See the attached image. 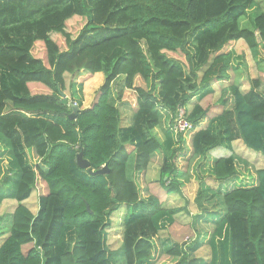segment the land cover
Listing matches in <instances>:
<instances>
[{"label":"trees","instance_id":"trees-1","mask_svg":"<svg viewBox=\"0 0 264 264\" xmlns=\"http://www.w3.org/2000/svg\"><path fill=\"white\" fill-rule=\"evenodd\" d=\"M254 8L255 0H0V204L16 202L0 264H264V168L252 182L199 195L194 221L212 199L221 214L184 246L160 234L182 209L164 208L136 181L158 159L160 186L180 193L183 144L198 164L225 149L211 161L216 181L239 178L234 141L264 158V80L246 90L230 84L231 108L212 118L200 103L235 70L238 41L255 57L264 48V12L250 18L252 29L239 25ZM97 74L98 96L84 107L77 87ZM39 86L46 92H31ZM72 105L79 112L70 120ZM179 108L192 128L173 135ZM160 109L176 139L167 148L152 134ZM79 153L91 171L107 173L79 168ZM33 190L35 214L25 205ZM122 207L121 243L110 251L111 214ZM203 247L204 259L196 256Z\"/></svg>","mask_w":264,"mask_h":264},{"label":"rangeland","instance_id":"rangeland-1","mask_svg":"<svg viewBox=\"0 0 264 264\" xmlns=\"http://www.w3.org/2000/svg\"><path fill=\"white\" fill-rule=\"evenodd\" d=\"M260 5V6H259ZM255 6L258 9H252L248 14L241 18L239 25L241 28L252 29V21L250 18L259 13L264 12V0H255ZM78 31H75V33ZM39 53L41 50L36 49ZM234 56L237 57V60L240 63L234 62L235 70L230 71L229 79L225 81L221 86H216L213 83L214 94L207 96L203 101H201V106L205 108L208 112L207 118H212L217 114H220L223 108H231L232 99L231 93L229 90L230 84L239 85L242 90H246L251 79L261 78L264 80V48H260V53L255 57L243 41H238L234 48ZM104 77L102 74H97L93 78L86 80L85 82H80L81 85L77 87V97L83 99L82 105L84 107H90L95 103L98 96L99 87L102 85ZM121 80V79H120ZM67 88L64 91L65 95H69L70 90L68 89L69 77H66ZM120 81L117 79L112 85V95L117 94ZM33 85V84H31ZM32 93H43L46 90L42 87L31 88ZM130 98L126 95V98ZM225 103L222 105L223 102ZM197 103L195 100H192L189 103V108L192 104ZM122 119L121 126H127L130 122V113L124 107H121ZM162 113L161 120L159 121V126L154 129L152 134L162 142L165 147L166 143L171 144L176 140L174 138L175 132L171 134L170 132V115L164 110H159ZM169 131V132H168ZM168 132V133H167ZM189 137V135H188ZM172 145V144H171ZM233 149L238 159V172L239 178L235 182L232 180L227 181H216L211 179L210 169L212 167L211 161L220 155H225L226 151L223 148H216L212 150L208 156L209 161H204L201 164H198V161L195 157L191 156V153L188 151L186 144L182 145L181 157L178 160V166L181 170H186V173H181V180L183 185L181 191L178 194L166 195L162 187L160 186L159 180V168L160 160L155 159L149 166L147 173L142 177H136L138 186H143L148 189L150 195L155 197L158 200V203L161 204L164 208L167 209H182L181 213L174 216V223L172 225L166 224V228L160 232L161 238L169 240L170 242H176L181 246L189 245L192 243L196 237L195 229L203 228L206 231H210L213 227L214 221L218 219L220 210H222L221 205L219 204L220 199H212L210 204H205L204 207H210L211 211L205 215L203 218L202 215H198V218H201V221L197 219L194 221L192 218L194 215L199 214V205L197 199L199 195H202L204 199L211 196L212 194L220 193L237 187L242 182H252L254 179V174L257 169L264 168V158L245 148L241 141L233 142ZM167 148V147H166ZM163 155V154H162ZM161 156V155H160ZM134 154L130 157L128 162V170L131 172L132 163H133ZM240 177H243L240 179ZM240 180V181H239ZM144 194V193H143ZM219 197V196H218ZM143 198H146V195H143ZM203 201V198H201ZM209 203V202H208ZM16 202L14 200H4L0 204V244L8 236V220L5 216H10L12 213ZM25 205L30 209V211L35 214L38 208V196L36 191L33 190L31 196L25 201ZM126 215V208L122 207L118 211H115L111 214V226L108 229V239L107 245L109 250H116L121 243V224L124 216ZM199 222V223H198ZM194 226V227H193ZM30 246L23 247L24 253L28 251ZM206 248L203 247L200 251L196 253L197 257L207 256ZM208 250V248H207ZM208 253V252H207ZM162 264H172V259L164 258L162 259Z\"/></svg>","mask_w":264,"mask_h":264},{"label":"water","instance_id":"water-1","mask_svg":"<svg viewBox=\"0 0 264 264\" xmlns=\"http://www.w3.org/2000/svg\"><path fill=\"white\" fill-rule=\"evenodd\" d=\"M62 97H65L64 94H62ZM72 110L73 112L71 113V115L69 116V119L72 120L76 117L77 113L79 112V108L76 106V105H72ZM77 165L79 168L81 169H87L89 170V173L91 176H94V175H100V174H105L107 173V167L106 166H103L100 170L98 171H91L89 168V163L83 159L82 157V153H79L77 155ZM87 210H89V208L87 207Z\"/></svg>","mask_w":264,"mask_h":264},{"label":"built area","instance_id":"built-area-1","mask_svg":"<svg viewBox=\"0 0 264 264\" xmlns=\"http://www.w3.org/2000/svg\"><path fill=\"white\" fill-rule=\"evenodd\" d=\"M173 128L175 134L183 133L192 128L191 123L186 119V111L183 108H179L176 117L173 121Z\"/></svg>","mask_w":264,"mask_h":264}]
</instances>
